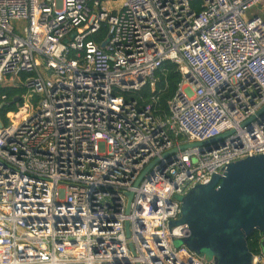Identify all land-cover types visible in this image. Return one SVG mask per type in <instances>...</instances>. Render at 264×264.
<instances>
[{"label":"built area","instance_id":"obj_1","mask_svg":"<svg viewBox=\"0 0 264 264\" xmlns=\"http://www.w3.org/2000/svg\"><path fill=\"white\" fill-rule=\"evenodd\" d=\"M166 61L182 80L162 115L133 95ZM12 104L0 264H214L169 224L180 196L264 154V0H0V112Z\"/></svg>","mask_w":264,"mask_h":264},{"label":"water","instance_id":"obj_2","mask_svg":"<svg viewBox=\"0 0 264 264\" xmlns=\"http://www.w3.org/2000/svg\"><path fill=\"white\" fill-rule=\"evenodd\" d=\"M18 100L20 97L16 98ZM229 133L185 144L181 148L204 145ZM156 161L145 169L136 184ZM128 195L131 199L133 194ZM179 198L182 200L181 216L170 222V229L188 224L187 234L178 240L207 263L252 264L254 253L249 248L248 239L254 230L263 236L261 245L264 250V154L230 163L222 175L214 174L208 183L196 185ZM204 250L213 253L212 261L205 259Z\"/></svg>","mask_w":264,"mask_h":264},{"label":"trees","instance_id":"obj_3","mask_svg":"<svg viewBox=\"0 0 264 264\" xmlns=\"http://www.w3.org/2000/svg\"><path fill=\"white\" fill-rule=\"evenodd\" d=\"M107 34V29L105 26L95 35L93 38L96 40L103 39ZM157 84L154 89H151L149 85L142 88L138 93H135L133 96L139 100V104H147L153 103V109L157 114L166 115L169 114V100L176 93L179 84L182 80V74L179 71L176 64L166 61L163 66L157 72ZM3 93H6L10 99H13L17 94H22V90L14 87H6L1 88ZM153 97L156 100H153ZM141 98V99H140ZM9 111H17V107L15 104L4 107L0 115L3 119V122L6 123L4 117L5 114ZM261 243V234L258 230H254V232L249 236L248 244L249 248L252 252L257 253L260 248Z\"/></svg>","mask_w":264,"mask_h":264},{"label":"rangeland","instance_id":"obj_4","mask_svg":"<svg viewBox=\"0 0 264 264\" xmlns=\"http://www.w3.org/2000/svg\"><path fill=\"white\" fill-rule=\"evenodd\" d=\"M112 5H113V7H114V6H117V5H120V2H113ZM253 12L258 13V14H260V15H263L262 12L255 11L254 9H252V10H249V11H248V16H249V17L252 16V13H253ZM13 25L16 27V31H17L18 33H20V34L23 33V30H24L23 27H24V25H25V22H23V21H14V22H13ZM7 113H8V112H7ZM12 118H14L13 114H11V115L8 116V120H9V122L11 121ZM103 148H104V146L101 145V150H103ZM175 246H177V247L182 246L181 242H180L178 239L175 240ZM203 252H204V257H205V259H206L207 261H212V260H213L214 255H213V253H212L210 250H204Z\"/></svg>","mask_w":264,"mask_h":264}]
</instances>
